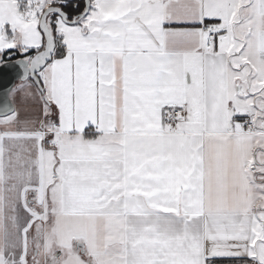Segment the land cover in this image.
Wrapping results in <instances>:
<instances>
[{"label":"snow or ice","instance_id":"1","mask_svg":"<svg viewBox=\"0 0 264 264\" xmlns=\"http://www.w3.org/2000/svg\"><path fill=\"white\" fill-rule=\"evenodd\" d=\"M0 264H264V0H0Z\"/></svg>","mask_w":264,"mask_h":264}]
</instances>
